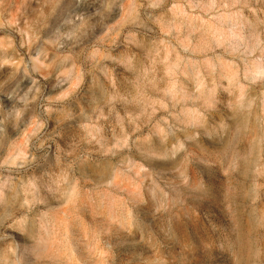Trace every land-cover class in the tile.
<instances>
[{
	"label": "clouds",
	"instance_id": "clouds-1",
	"mask_svg": "<svg viewBox=\"0 0 264 264\" xmlns=\"http://www.w3.org/2000/svg\"><path fill=\"white\" fill-rule=\"evenodd\" d=\"M118 253L264 264V0H0V264Z\"/></svg>",
	"mask_w": 264,
	"mask_h": 264
},
{
	"label": "rangeland",
	"instance_id": "rangeland-1",
	"mask_svg": "<svg viewBox=\"0 0 264 264\" xmlns=\"http://www.w3.org/2000/svg\"><path fill=\"white\" fill-rule=\"evenodd\" d=\"M7 71V70H5ZM217 212V209L205 203L203 205H193L189 204V215L190 219L187 221V226L184 228V232L187 236L185 252H193L197 256H200L203 259V256L200 252L197 251V245L199 244V238L203 236L202 231V224L205 223L204 221V212ZM209 252L214 256L215 252L213 249H209ZM122 253H118L117 255V264H120V258ZM216 264H222L221 260H217Z\"/></svg>",
	"mask_w": 264,
	"mask_h": 264
}]
</instances>
